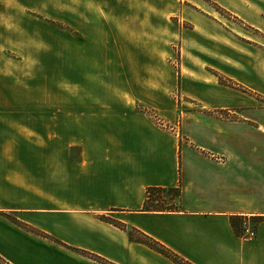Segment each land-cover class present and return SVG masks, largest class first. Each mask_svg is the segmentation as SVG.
Listing matches in <instances>:
<instances>
[{
  "label": "crops",
  "instance_id": "crops-1",
  "mask_svg": "<svg viewBox=\"0 0 264 264\" xmlns=\"http://www.w3.org/2000/svg\"><path fill=\"white\" fill-rule=\"evenodd\" d=\"M128 1L0 0V264H178L130 239V228L190 264H264V219L251 239L232 224L264 209L236 199L184 203L190 175L185 143L167 127L171 88L166 80L154 88L156 53L170 48L121 43L120 34L107 44L112 8ZM221 2L264 27V0ZM192 35L186 68L208 64L264 96V50L197 26ZM194 77H182L181 89L211 110L256 103L216 78ZM212 133L229 150L234 128ZM148 187H179L174 210H141Z\"/></svg>",
  "mask_w": 264,
  "mask_h": 264
},
{
  "label": "rangeland",
  "instance_id": "rangeland-1",
  "mask_svg": "<svg viewBox=\"0 0 264 264\" xmlns=\"http://www.w3.org/2000/svg\"><path fill=\"white\" fill-rule=\"evenodd\" d=\"M237 10L232 11L221 0H132L121 7H113L117 17L106 23L107 44L120 43L115 38L120 34L123 35L119 38L121 43L154 45L156 50L170 48V54L156 53L154 88H160L163 80L171 88L168 109L175 111V118L167 123L170 124L167 127L178 130L180 142L185 143L181 147V160L184 172L190 175L183 179L185 204L236 199L251 209H264V96L252 93L236 81L227 80L208 64L201 63L200 70L195 72L186 68L184 63L185 47L193 45L191 40L196 26L202 30H213L220 38L223 35L234 36L241 43L264 50V27L259 29L244 20ZM262 16L264 18V14ZM250 35L256 41L250 39ZM186 36H189L188 43L185 42ZM140 71L137 69L138 73ZM194 75H202V81L207 83L216 78L219 84L250 93L256 103L245 104L242 108L211 110L202 100L187 95L181 89L182 77L195 78ZM44 77L50 78V70L44 69ZM149 109L160 120L165 119L156 110ZM227 126L234 128L229 150L212 133ZM219 136H226V133ZM222 145L225 149H221ZM178 199L172 203L165 199L166 206L172 204V209L175 208Z\"/></svg>",
  "mask_w": 264,
  "mask_h": 264
},
{
  "label": "trees",
  "instance_id": "trees-1",
  "mask_svg": "<svg viewBox=\"0 0 264 264\" xmlns=\"http://www.w3.org/2000/svg\"><path fill=\"white\" fill-rule=\"evenodd\" d=\"M179 197V187H167V188H162V187H148L145 191V196H144V202L142 209L143 211H171L174 210L172 209V204L169 206H166L169 202H173V199H176ZM165 199H167L168 203L165 202ZM175 205V204H174ZM100 219L104 221H110L108 216L101 215ZM264 219V216H251V220L253 222H259ZM243 220V216H236L232 217V224L235 227L237 231H240V221ZM112 222H114L112 220ZM120 227L124 228V225L121 223H116ZM136 234L133 235V234ZM128 235L130 239H137L139 241H142L149 246L154 247L157 249L159 252L165 254L166 256H169L173 260H175L178 264H190L187 261L183 260L182 258H179L177 255L172 253L170 250H168L166 247L162 246L158 242L154 241L147 235L138 232L137 230L130 228L128 229Z\"/></svg>",
  "mask_w": 264,
  "mask_h": 264
},
{
  "label": "built area",
  "instance_id": "built-area-1",
  "mask_svg": "<svg viewBox=\"0 0 264 264\" xmlns=\"http://www.w3.org/2000/svg\"><path fill=\"white\" fill-rule=\"evenodd\" d=\"M146 113H148V115L150 116V118H154L153 120L158 123V124H162V121L160 120V118L154 113L152 112V110H150L149 108H145ZM256 233V223L250 221V220H244L241 223V227H240V236L244 239H251L255 236Z\"/></svg>",
  "mask_w": 264,
  "mask_h": 264
}]
</instances>
